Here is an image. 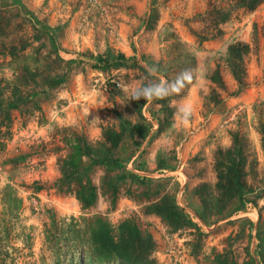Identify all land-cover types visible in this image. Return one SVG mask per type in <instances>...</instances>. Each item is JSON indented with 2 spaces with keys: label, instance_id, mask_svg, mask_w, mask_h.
<instances>
[{
  "label": "rangeland",
  "instance_id": "1",
  "mask_svg": "<svg viewBox=\"0 0 264 264\" xmlns=\"http://www.w3.org/2000/svg\"><path fill=\"white\" fill-rule=\"evenodd\" d=\"M205 5L0 0V264H264V1L217 34L194 18ZM117 52L133 63L97 60ZM153 64L204 76L130 100Z\"/></svg>",
  "mask_w": 264,
  "mask_h": 264
},
{
  "label": "trees",
  "instance_id": "2",
  "mask_svg": "<svg viewBox=\"0 0 264 264\" xmlns=\"http://www.w3.org/2000/svg\"><path fill=\"white\" fill-rule=\"evenodd\" d=\"M206 5L204 9L197 13L194 18H196L197 22L201 25V28L210 34H217L221 32V25L230 19L234 13V17L239 18V13L244 14L252 11L255 9L259 4H261L264 0H205ZM147 28L150 27L151 17H147ZM175 45H171V51H175ZM248 51L249 45L245 41L235 40L234 42L230 43L228 46V59H229V72L231 73L233 79L236 83L241 87L245 83V74H246V62L248 59ZM179 54V52H178ZM177 54V55H178ZM97 60L101 61L102 65L108 64H118V65H128L132 64L133 62L127 61L124 55L121 52H117L116 55H106L103 57H98ZM134 61V60H132ZM184 64H182L183 66ZM186 68L181 67L176 70V75L179 74L181 71L185 70ZM210 79L212 81H217L218 83L221 82V77L218 71V66L215 67L210 75ZM241 154V152L239 153ZM238 173H240L237 178V182L241 181V159L239 158L238 161L235 163ZM84 204L90 203L94 197V189L93 187L89 186L85 189L82 193L80 192L78 195ZM103 229L102 226H99V229L96 231V234H100L101 230ZM96 235V236H97ZM103 245L108 246L106 242L100 241ZM82 260V258H80Z\"/></svg>",
  "mask_w": 264,
  "mask_h": 264
},
{
  "label": "clouds",
  "instance_id": "3",
  "mask_svg": "<svg viewBox=\"0 0 264 264\" xmlns=\"http://www.w3.org/2000/svg\"><path fill=\"white\" fill-rule=\"evenodd\" d=\"M148 73L147 83L130 90H125L129 99L132 101L144 100L146 102L164 100L170 96L180 95L185 88L193 83L194 75H199L203 78L204 73H195L191 69L181 71L173 80L163 79L160 75V70L155 64L147 66ZM193 105L190 102H185L177 109V117L183 126H188L193 116Z\"/></svg>",
  "mask_w": 264,
  "mask_h": 264
}]
</instances>
